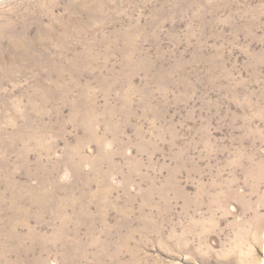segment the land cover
<instances>
[{
  "label": "rangeland",
  "instance_id": "rangeland-1",
  "mask_svg": "<svg viewBox=\"0 0 264 264\" xmlns=\"http://www.w3.org/2000/svg\"><path fill=\"white\" fill-rule=\"evenodd\" d=\"M264 0H0V264H261Z\"/></svg>",
  "mask_w": 264,
  "mask_h": 264
},
{
  "label": "bare ground",
  "instance_id": "bare-ground-1",
  "mask_svg": "<svg viewBox=\"0 0 264 264\" xmlns=\"http://www.w3.org/2000/svg\"><path fill=\"white\" fill-rule=\"evenodd\" d=\"M262 254H263V259L261 264H264V234H263V247H262Z\"/></svg>",
  "mask_w": 264,
  "mask_h": 264
}]
</instances>
